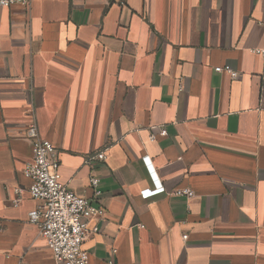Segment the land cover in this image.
<instances>
[{"label":"crops","instance_id":"0c3cea01","mask_svg":"<svg viewBox=\"0 0 264 264\" xmlns=\"http://www.w3.org/2000/svg\"><path fill=\"white\" fill-rule=\"evenodd\" d=\"M260 50L264 0L0 6V264H63L28 216L32 123L69 187L105 208L90 264H264Z\"/></svg>","mask_w":264,"mask_h":264},{"label":"built area","instance_id":"2783aa9c","mask_svg":"<svg viewBox=\"0 0 264 264\" xmlns=\"http://www.w3.org/2000/svg\"><path fill=\"white\" fill-rule=\"evenodd\" d=\"M31 2L32 0H0V6H29ZM258 52L262 53L264 50ZM224 70L232 77L239 74L228 67ZM152 128L149 135L151 142L167 135L166 128L161 125ZM27 137L33 143V156L25 164L23 175L29 182L27 192L39 203L28 212L29 220L39 227L41 236L58 263L90 264L89 252L84 244L91 234L99 232L100 225H91V221L103 218L105 208L94 206L88 196L76 192L63 180L60 151L54 143L40 136L36 123L27 128ZM95 160H106L105 151L89 157L88 164ZM89 185L94 196L101 194L100 179L95 174L90 175ZM23 191V187H16L15 192L19 197L17 203ZM170 194L188 198L195 196L194 191L189 188H176ZM183 237L187 239L188 235Z\"/></svg>","mask_w":264,"mask_h":264}]
</instances>
